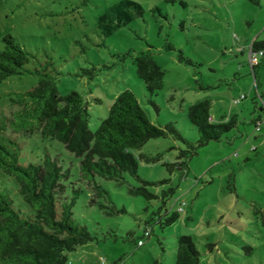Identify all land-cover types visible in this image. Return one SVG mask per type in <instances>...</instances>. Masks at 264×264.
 I'll return each instance as SVG.
<instances>
[{"label": "rangeland", "instance_id": "rangeland-1", "mask_svg": "<svg viewBox=\"0 0 264 264\" xmlns=\"http://www.w3.org/2000/svg\"><path fill=\"white\" fill-rule=\"evenodd\" d=\"M182 1L185 7L162 0H0V51L1 39L10 34L39 61L51 58L60 73L59 94L75 91L88 104L90 131L126 90L152 124L171 123L191 143L199 136L187 111L199 101H210L212 122L233 116L236 122L220 141L198 149L187 171L166 166L187 149L180 140L150 139L139 153L159 155L160 161H139V180L96 176L91 182L61 143L16 134L7 121L13 112L9 98L35 87L38 77L11 76L0 83V138L20 145L22 165L46 156L56 160L68 174L65 198L79 192L73 218L95 240L68 253V264H175L179 236L193 238L200 264H264V65L256 70L255 89L247 64L252 41L264 40V0L259 5ZM128 2L139 5L142 14L125 6ZM147 51L164 72L163 88L154 96L133 63ZM241 96L245 99L234 103ZM2 183L15 210L33 220L35 211L23 202L16 183L6 178ZM95 186L105 193L98 196ZM140 188L151 197L137 194ZM181 204L179 219L162 229L159 216Z\"/></svg>", "mask_w": 264, "mask_h": 264}, {"label": "trees", "instance_id": "trees-1", "mask_svg": "<svg viewBox=\"0 0 264 264\" xmlns=\"http://www.w3.org/2000/svg\"><path fill=\"white\" fill-rule=\"evenodd\" d=\"M162 1L185 7L182 0ZM248 1L254 5L260 3V0ZM125 6L133 7L138 16L142 14L136 3L128 2ZM1 41L0 83L11 76L38 77L35 87L9 98L13 112L7 121L13 132L24 137L38 134L44 140L61 143L80 160L82 178L91 182L96 176L115 182H122L125 175L139 180V161L147 164L160 161L159 155L149 157L139 153L150 139L172 137L180 140L187 149L180 150L176 158L178 162L166 166L169 171H187V162L197 155L198 149L211 141H220L235 128L234 116L227 122L214 123L210 117V101H199L187 111V118L199 136L196 143H191L184 140L171 123L165 126L152 124L136 96L126 90L115 99L106 118L92 132L88 126L89 107L81 95L75 91L64 96L59 94L57 78L60 73L52 59L39 61L10 34ZM251 51L264 52V40L252 41ZM31 63L35 65L29 69L27 66ZM133 63L137 76L144 82L150 96L162 90L164 72L149 51L137 55ZM260 65H264V56L252 68L255 89L258 88L256 69ZM258 120L253 122L254 127ZM20 152L18 143L0 138V264H68V253L95 240L73 218V207L79 192L74 190L70 200L65 198L64 181L68 174L56 160L46 156L38 164L22 165L19 161ZM5 178L16 183L23 202L35 211L33 220L25 219L15 210L10 193L2 183ZM95 190L98 196L105 193L99 186H95ZM135 192L151 197L144 188L136 189ZM172 194L173 190L169 195ZM159 217L158 223L163 229L174 224L180 212L176 210L168 213L166 210ZM175 264H200V253L192 237L177 238Z\"/></svg>", "mask_w": 264, "mask_h": 264}, {"label": "built area", "instance_id": "built-area-1", "mask_svg": "<svg viewBox=\"0 0 264 264\" xmlns=\"http://www.w3.org/2000/svg\"><path fill=\"white\" fill-rule=\"evenodd\" d=\"M264 56V52L263 51H259V52H252L251 51V45H250V48H249V54H248V60H247V63L249 65V67L252 68L257 66L258 63H259V60L260 58H262ZM245 99L244 96H241L237 101H235L234 103H239L241 102V100ZM259 124L260 122H257L256 123V126H255V129L256 130H259ZM182 207H183V204H181L178 208V211L181 212L182 211ZM144 236H148V232H145ZM143 242L142 241H139V245H142Z\"/></svg>", "mask_w": 264, "mask_h": 264}, {"label": "crops", "instance_id": "crops-1", "mask_svg": "<svg viewBox=\"0 0 264 264\" xmlns=\"http://www.w3.org/2000/svg\"><path fill=\"white\" fill-rule=\"evenodd\" d=\"M248 64V63H247ZM257 70V69H256ZM257 93V92H256ZM261 111V110H260ZM260 118V115L259 116H257V120ZM212 120V119H211ZM257 120H255V122L257 121ZM223 122V121H222ZM258 122H260V119L258 120Z\"/></svg>", "mask_w": 264, "mask_h": 264}]
</instances>
